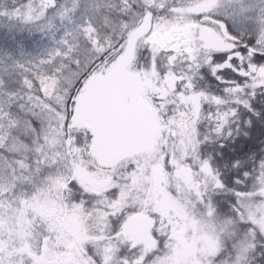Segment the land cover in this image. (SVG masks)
Returning <instances> with one entry per match:
<instances>
[{"label": "snow or ice", "instance_id": "1", "mask_svg": "<svg viewBox=\"0 0 264 264\" xmlns=\"http://www.w3.org/2000/svg\"><path fill=\"white\" fill-rule=\"evenodd\" d=\"M0 264H264V0H0Z\"/></svg>", "mask_w": 264, "mask_h": 264}]
</instances>
